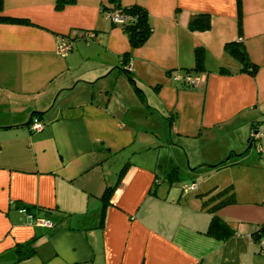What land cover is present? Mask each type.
Segmentation results:
<instances>
[{"label":"crops","instance_id":"obj_1","mask_svg":"<svg viewBox=\"0 0 264 264\" xmlns=\"http://www.w3.org/2000/svg\"><path fill=\"white\" fill-rule=\"evenodd\" d=\"M54 1L0 0V264H264L249 237L264 225V0H118L148 13L135 48L101 9L107 0ZM198 13L209 25L190 30ZM235 40L253 74L224 50ZM185 74L194 85L170 79ZM169 140L185 159L161 161L158 149L151 161ZM173 166L178 180L203 166L228 175L170 192ZM227 184L235 201L215 215L230 233L209 235L196 194ZM30 239L21 257L15 246Z\"/></svg>","mask_w":264,"mask_h":264},{"label":"trees","instance_id":"obj_2","mask_svg":"<svg viewBox=\"0 0 264 264\" xmlns=\"http://www.w3.org/2000/svg\"><path fill=\"white\" fill-rule=\"evenodd\" d=\"M73 0H55L54 1V8L56 10L61 9L62 6L66 3H69ZM238 2V0H236ZM106 5H102L101 9L108 13L110 11L117 10L118 13L122 14L125 19L121 23L114 22L110 19L111 23L117 24L120 26L123 33L126 35L128 44L130 48H135L140 46L145 39L149 36L151 27L148 21V13L144 7L138 4H129V5H121L118 0H107ZM4 20H11V21H24L19 19H10L8 17H4ZM209 25V15L207 13H198L194 14L190 17L187 22V27L190 30H204ZM237 31L240 33V22L237 21ZM224 50L228 53L231 57H233L236 61L241 64V70H245L250 74H253L256 69V65H254L248 59L246 52L243 48L242 42L240 40L226 42L224 44ZM201 55L202 49L200 47H195L193 49V66L191 70H200L202 69L201 64ZM123 60H127L128 52H124L122 54ZM126 75V73H124ZM127 76V75H126ZM182 76V75H181ZM129 80L131 81L132 79ZM181 83V82H180ZM183 84V83H182ZM41 115V113L39 114ZM255 130H252L254 132ZM248 137V143L254 140L252 135ZM225 162L218 163L214 165V167H219L224 165ZM125 165L121 169H124ZM163 178L166 180L168 184L175 183L178 180V170L177 167L173 166L170 169L164 171ZM189 185H192L190 183ZM186 186V185H183ZM114 187L113 185L106 186L100 196V200L102 201L100 214L103 213V209L108 203L109 195L112 192ZM184 190V189H182ZM189 190V189H187ZM186 191V190H184ZM196 197L201 199V207L211 214L208 228L206 229L205 233L209 235H213L214 233H219L220 235H227L230 233V229L222 220L216 217L215 211L220 207H223L227 204H231L235 201V195L233 186L231 184H227L220 189L215 190V186L210 187L209 189L197 193ZM26 210H29L28 206H24ZM250 236L253 240H257L260 237L264 236V225L256 228L253 232L250 233ZM32 239L25 241L24 243L17 244L15 246V251L21 253V257H27L31 253H33L34 248L31 245Z\"/></svg>","mask_w":264,"mask_h":264},{"label":"rangeland","instance_id":"obj_3","mask_svg":"<svg viewBox=\"0 0 264 264\" xmlns=\"http://www.w3.org/2000/svg\"><path fill=\"white\" fill-rule=\"evenodd\" d=\"M212 140H204V141H200V143L198 144L200 147L203 145L204 147H208V148H212L214 147L215 143L211 142ZM158 143V144H157ZM156 144L154 143V146H152V148H150V159L151 161L154 160L155 158V154L158 153V149H159V156L158 159L161 161H164L165 158L167 159V155L169 158L174 157L176 159L180 158V156L182 155L185 159V154L184 151L181 149V146L179 145H175L174 148L176 147L177 149H174L173 146V142L172 141H168V142H157ZM246 145L242 148L245 149ZM186 162V160H185ZM188 168V167H187ZM190 169V168H189ZM188 169V170H189ZM225 169H210L206 166L203 167H198L197 168V174L191 175L189 177L188 173L184 174V170L180 169L179 170V180L172 184L171 187V191H176L178 193L179 190V186L183 185V184H188L189 182L191 183V180L193 181H203L204 182H212V181H218L219 179H222L224 176L228 175L227 171H223ZM188 172V171H186ZM217 183V182H216ZM223 186L220 185H216L215 186V190L220 189Z\"/></svg>","mask_w":264,"mask_h":264},{"label":"built area","instance_id":"obj_4","mask_svg":"<svg viewBox=\"0 0 264 264\" xmlns=\"http://www.w3.org/2000/svg\"><path fill=\"white\" fill-rule=\"evenodd\" d=\"M106 14H107L109 19H111L112 21L117 22V23H121L125 19V17L122 14L118 13L117 10L110 11ZM68 49H69V44L68 43H62L58 46L57 50L60 54H64ZM170 79L174 82L178 81V82H181V83L187 84V85H194L195 84V80L191 79L186 74L182 75V76L170 75ZM39 127L40 126L38 124H32V126H31V128L33 130L38 129ZM259 133L260 132L258 130H255L254 132H252V135L254 138H256L259 135ZM193 187H194L193 185H186V186H183L182 189L187 190V189H192ZM36 221L38 223H41V224L42 223L46 224V222L41 221V220H36ZM249 237L252 238L251 236H249ZM255 243L257 245L258 250L261 252H264V236L255 240Z\"/></svg>","mask_w":264,"mask_h":264},{"label":"water","instance_id":"obj_5","mask_svg":"<svg viewBox=\"0 0 264 264\" xmlns=\"http://www.w3.org/2000/svg\"><path fill=\"white\" fill-rule=\"evenodd\" d=\"M250 145H251V141H250L249 143H247L245 150H246V149H249V148H250ZM227 159H228V156H226L224 159H222V160L220 161V163L226 161Z\"/></svg>","mask_w":264,"mask_h":264}]
</instances>
